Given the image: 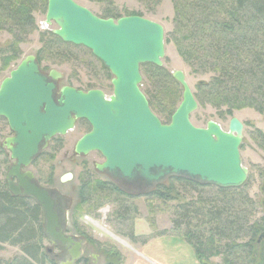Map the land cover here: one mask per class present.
I'll list each match as a JSON object with an SVG mask.
<instances>
[{"label": "rangeland", "instance_id": "rangeland-1", "mask_svg": "<svg viewBox=\"0 0 264 264\" xmlns=\"http://www.w3.org/2000/svg\"><path fill=\"white\" fill-rule=\"evenodd\" d=\"M75 1L100 17L107 15L114 17V13H120V16L138 13L163 25L165 30L163 65L143 64L141 66L142 82L140 83L141 90L151 101L154 113L157 112L162 119H165L168 101L171 100L177 108L182 101V86L172 77V71L181 70L185 73L186 80L198 101V108L191 114V121L194 125L204 127L208 121H215L227 130L232 117H237L244 124L240 153L242 163L248 169V178L242 186L231 187V190L245 192L251 200L252 204H246L243 207L245 210L243 214L247 215L248 220L246 225L244 224L242 239L225 240L224 245H228L222 255L212 256L211 253L205 252L204 258L209 260V264H226L223 255H227L228 251V255L232 256L230 264H249V258L245 257L249 255L252 245L260 252L259 255L264 260V238H260L262 231L259 227L264 223V108L260 110L256 100L252 101V105L249 102L244 104L243 101L238 100L239 108L236 107L231 115L228 114L227 105L219 108L213 101L216 98L215 90L218 87L214 82L219 73L215 70L216 63L213 57L206 62L205 66L199 67L196 58L186 59L178 51L183 38L181 29H185L186 24L176 18L177 8L179 7L180 11L181 6H187L186 11L194 16L193 19L201 20L204 0H181L182 4L178 0ZM45 3V0H37L34 3L35 7L33 6L34 9L31 11L33 24L31 26H27V23L22 25V29L27 28L22 33L17 32L18 29H13L15 26L0 25V49L5 50L0 53V83L24 56L34 54L39 59L44 72L57 69L64 73L65 77L60 81V85L68 84L83 90L101 88L111 94L112 74L88 48L63 42L53 32L58 28L55 22L48 24L47 27L42 26L48 6V2ZM206 4L208 7L211 5L208 2ZM215 9L210 10L215 13ZM250 38L254 40L255 35L251 34ZM260 38L262 39L260 47L263 48L264 34L262 32ZM8 44L9 47H7ZM243 56L242 60L246 62L248 59V62H251L250 57L248 58L245 54ZM199 82L204 83L200 85ZM251 92L253 98L259 97L255 87ZM260 104L264 105L261 100ZM90 129V124L81 119L67 134L53 137L50 145L36 157L30 170L34 172L40 183L59 191L66 197L71 219L77 222L79 231L88 234L91 245L95 247L92 252L100 255V264L104 262L108 264H198L192 247L181 234L187 231L186 226L179 224L175 228L173 224V221L178 219L174 211L181 203H198L204 196L210 199L220 195L221 192L217 191V186L202 184L197 189L193 184L189 185L183 177H171L163 182L162 186L154 187L152 191L155 193L158 190L169 192L168 199H160L159 196L150 193H124L118 188L115 191L117 182L110 177L109 179L104 177L95 168L96 163L104 162V157L100 152L92 151L88 155L74 153L76 142ZM11 132L6 120L0 116V185L3 187L7 185L6 174L13 159L9 149L3 147L2 144ZM67 173L73 175L72 179L62 182L61 177ZM91 177L100 179L99 183L111 185V190L98 193L97 190L93 191L88 186L86 187L87 179ZM102 178H105V181H102ZM29 202L33 204L35 201L29 200ZM253 204L257 209L255 213H252ZM202 217L204 221L208 220L206 216ZM200 220V216L195 215L193 220H190V229H199L203 226L198 225ZM114 235L125 240L128 245L115 238ZM35 238L32 241L36 240V244L40 246L41 262L26 259L22 250L23 244L0 241V264H56V260L47 252V249L53 246L45 235L42 238L37 234ZM243 241L249 242L250 245L236 249L233 242L244 243ZM140 242L149 243L143 247ZM213 243L208 246L212 252H214V245L215 249L218 247L216 238ZM218 243L220 244V241ZM103 247L104 250L110 251V257L106 256L107 253L102 250ZM136 249L141 250L143 255L136 253ZM87 250L88 247H86ZM235 257L238 259L235 260ZM259 260L257 263H261ZM87 262L92 264L93 258L90 257Z\"/></svg>", "mask_w": 264, "mask_h": 264}, {"label": "water", "instance_id": "water-1", "mask_svg": "<svg viewBox=\"0 0 264 264\" xmlns=\"http://www.w3.org/2000/svg\"><path fill=\"white\" fill-rule=\"evenodd\" d=\"M52 22L58 26L54 34L88 48L103 63L112 74L113 87L108 94L101 88L85 91L60 85L64 73L44 72L34 54L24 56L0 83V116L14 133L5 141L13 159L8 188L42 208L48 239L68 251L65 264H76L85 240L64 232L62 196L40 184L30 166L53 137L73 130L79 119H86L92 129L76 142L75 153L99 151L104 162L97 169L114 179L145 188L171 177L221 188H238L246 182L248 169L240 153L244 124L232 117L227 130L215 121L194 125L191 114L198 101L183 71H172L183 92L171 121L163 123L151 109L140 88L141 66L163 65L162 24L140 15L103 18L75 0H48L42 26ZM72 177L64 174L61 181Z\"/></svg>", "mask_w": 264, "mask_h": 264}, {"label": "trees", "instance_id": "trees-1", "mask_svg": "<svg viewBox=\"0 0 264 264\" xmlns=\"http://www.w3.org/2000/svg\"><path fill=\"white\" fill-rule=\"evenodd\" d=\"M45 1L47 4L48 0ZM178 1L182 4L181 0ZM36 2L37 0H0V25L15 26L13 29H18L17 32H24L27 28L22 29V25L27 23V26H31L33 24L31 11ZM207 2L211 3L209 7ZM186 7L181 6L180 11L179 7L177 8L176 18L181 23L186 24V28L181 29L183 38L178 51L186 59L196 58L199 67L205 66L206 62L213 57L216 63L215 70L219 72L214 82L218 86L215 90L214 104L219 108L222 105H227L228 110L226 112L230 115L236 107L239 108L238 100L243 101L244 104L249 102L250 105H252V101L255 102L256 100L260 110L263 109L264 105H259V101L264 103V47H260L261 32L264 34V0H204L201 20L199 18L194 20V16L186 11ZM210 9H215V13L211 12ZM130 15L142 16L138 13ZM116 17L122 16L120 13H114L112 18L117 19ZM103 18H110V15ZM251 34L255 35L254 40L250 38ZM4 51L0 49V53ZM244 54L251 58L250 63L248 59L246 62L242 60ZM37 60L40 63L38 58ZM203 83L199 82L200 85ZM253 87H255L259 97L253 98L251 96ZM148 101L152 108L151 101L149 99ZM166 105L168 110L165 119H162L156 112L163 123H169L177 109L171 100ZM185 179L189 185L193 184L197 189L202 185V183ZM157 186H162V183ZM216 188L217 191L221 192L220 195L210 199L204 196L200 198L198 203H181L178 209L176 208L174 211L178 219H175L173 224L175 228L179 224L186 226L187 231L181 234L192 247L198 264H209V260L204 258L205 252L211 253L212 256L222 255L226 245H228H224L223 241L242 239V232L245 230L244 224L248 220L247 215L243 214V212L245 213L243 207L246 204H252L245 192H233L231 188ZM163 191L158 190L157 193L150 192V194H155L160 199H168L169 192ZM29 200L14 196L8 190L7 185L4 187L0 185V241H13L23 244L22 250L25 258L39 263L41 262L40 246L36 244V240H32L36 239L37 234L42 238L44 236L41 222L42 212L37 203L31 204ZM235 206L238 208L236 209ZM256 210V206L253 204L252 213H255ZM247 213L249 215V211ZM195 215L200 216L201 222L198 225L203 226L191 230L190 220H193ZM202 216H206L208 220L204 221ZM262 226L263 224L259 226L260 231ZM215 238L218 247L215 249L216 246L214 245V252H212L208 246L214 244ZM217 241H220V244ZM253 241L255 242V239ZM233 243L236 245V249L250 245L249 242ZM102 250L107 253L106 256L110 257L108 249L102 248ZM246 251L248 252V250ZM226 253L227 255H223L224 262L230 264L232 256L228 255V251ZM259 254L260 252L251 245L249 255L245 258H249V264H264V260ZM234 259L237 260L238 257ZM258 259L261 260V263H257Z\"/></svg>", "mask_w": 264, "mask_h": 264}, {"label": "flooded vegetation", "instance_id": "flooded-vegetation-1", "mask_svg": "<svg viewBox=\"0 0 264 264\" xmlns=\"http://www.w3.org/2000/svg\"><path fill=\"white\" fill-rule=\"evenodd\" d=\"M36 56V55H35ZM37 58V57H36ZM81 89V88H80ZM86 91V90H85ZM1 118L5 119L4 117L1 116ZM6 120V119H5ZM81 119L77 120L76 121V124H78V122H80ZM84 121L86 122L87 120L84 119ZM6 122L8 123V121L6 120ZM88 122V121H87ZM89 123V122H88ZM90 124V123H89ZM9 125V124H8ZM91 126V125H90ZM10 127V126H9ZM92 129V128H91ZM90 129V130H91ZM11 130V128H10ZM89 130V131H90ZM12 131V130H11ZM87 131V132H89ZM14 133L13 131L11 132V135L8 136V137H11L13 136ZM7 137V138H8ZM4 140V143L2 144L3 147L7 148L6 147V139ZM53 139V138H52ZM52 139L49 141V145L52 141ZM48 145V146H49ZM99 152V151H98ZM75 153V151H74ZM76 154V153H75ZM77 155V154H76ZM88 155V154H87ZM103 156V155H102ZM13 163V162H12ZM11 163V165H12ZM99 164V163H98ZM10 165V167H11ZM10 167L8 168V170L10 169ZM95 168L97 169V163L95 164ZM98 170V169H97ZM99 171V170H98ZM101 174L104 176V177H109L117 182L116 185H115V191L118 190L120 191H123L124 193L126 192H129L130 194H139V193H150V191H154V187H156L157 185H154L152 187H148V188H145L144 186H135L134 184H128V183H125L124 181H121L119 179H114L112 177V175L106 171H100ZM7 174H8V171H7ZM7 174H6V184H7V188H8V178H7ZM12 180L16 183L17 182V179L16 178H12ZM37 180V178H36ZM99 180L100 179H94V178H90V179H87V183L85 184V186L91 188L93 191L94 190H97L98 193H103L104 191L106 190H111V185L109 184H106V183H99ZM102 181L104 180L105 181V178H102L101 179ZM38 181V180H37ZM39 182V181H38ZM40 183V182H39ZM42 184V183H40ZM44 185V184H42ZM45 187H47L48 189H51L49 188L47 185H44ZM9 190V188H8ZM10 191V190H9ZM57 191V190H56ZM63 198V201H64V213H61V217L63 220H65V224H64V232L67 234V235H70V236H73L77 239H84L85 240V243L83 244V249H82V255L80 257V259L76 262V264H90L88 263V259L93 258V263L92 264H100L99 262V259H100V255L99 254H95L93 253L92 251L94 250V246H92L91 244V241L88 237V234H85L84 231H79L78 228H77V222H74L73 219H71L72 217H70V210H69V204L67 202V199L66 197L60 193L59 191H57ZM20 197H24V198H28L30 200H34L32 199L31 197H25V196H20ZM35 201V200H34ZM36 203V201H35ZM41 212H42V226H43V231H44V235L45 237L47 238V240L50 242V240L48 239V236L45 234V230H44V221H43V211H42V208H41ZM66 215V216H65ZM262 234L260 236V238H264V223H263V226H262ZM70 228V229H69ZM261 240V239H260ZM51 243V242H50ZM52 244V243H51ZM90 245L92 247H90ZM53 247H50L47 249V252L50 254V256L56 260V264H65L67 259L69 258V254H68V251L66 250H62L58 245H53ZM86 247H88V250L86 251ZM104 249V247H103ZM106 261V260H105ZM101 264H108L107 262H104V263H101Z\"/></svg>", "mask_w": 264, "mask_h": 264}, {"label": "crops", "instance_id": "crops-1", "mask_svg": "<svg viewBox=\"0 0 264 264\" xmlns=\"http://www.w3.org/2000/svg\"><path fill=\"white\" fill-rule=\"evenodd\" d=\"M146 243L148 244L149 242H144V243L143 242H140L141 246H143V247H146V245H147ZM135 252L138 253V254H140V255H143V253H142L141 250L139 251V250L136 249ZM132 259H133V257H132Z\"/></svg>", "mask_w": 264, "mask_h": 264}, {"label": "bare ground", "instance_id": "bare-ground-1", "mask_svg": "<svg viewBox=\"0 0 264 264\" xmlns=\"http://www.w3.org/2000/svg\"><path fill=\"white\" fill-rule=\"evenodd\" d=\"M119 19V18H118ZM97 223V222H96ZM98 224V223H97ZM99 225V224H98ZM100 226V225H99ZM115 236V235H114ZM115 238H117V239H119L121 242H123V243H125V244H127L128 245V243L125 241V240H123V239H120V238H118V237H116L115 236Z\"/></svg>", "mask_w": 264, "mask_h": 264}]
</instances>
